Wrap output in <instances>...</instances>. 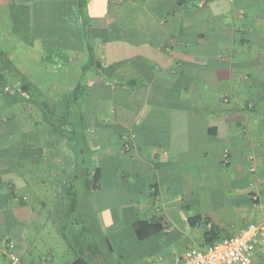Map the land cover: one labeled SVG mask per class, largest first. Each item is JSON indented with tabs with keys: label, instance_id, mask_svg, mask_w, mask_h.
Instances as JSON below:
<instances>
[{
	"label": "crops",
	"instance_id": "obj_1",
	"mask_svg": "<svg viewBox=\"0 0 264 264\" xmlns=\"http://www.w3.org/2000/svg\"><path fill=\"white\" fill-rule=\"evenodd\" d=\"M85 14L100 69L83 78L92 87L66 137L0 83V241L22 264H55L50 225L76 173L97 264H173L211 228L229 236L262 221L264 0H85ZM0 48L51 100L65 99L88 59L78 0H0ZM140 222L162 231L140 240Z\"/></svg>",
	"mask_w": 264,
	"mask_h": 264
},
{
	"label": "trees",
	"instance_id": "obj_2",
	"mask_svg": "<svg viewBox=\"0 0 264 264\" xmlns=\"http://www.w3.org/2000/svg\"><path fill=\"white\" fill-rule=\"evenodd\" d=\"M179 2L180 4H183L185 3V0H179ZM78 4L80 15L83 19L84 38L86 41L88 59L82 71V81H80L76 87L69 92V95L65 99L59 101L51 100L48 95H46L42 90L38 89L27 76L18 70L16 64L11 60L8 54L0 48V83L5 87H10L15 92L19 100L29 103L35 108L39 109L43 113L46 123L53 128V131L58 130V135L60 137H64L66 135V125L69 124L72 115H74L75 112H77V110L84 104L85 98L88 96L90 88L92 87V84H89V82L83 84V78L85 79L91 70L95 69L97 71L100 69L98 62L96 61L94 39L86 19L85 0H78ZM15 13L19 18H27L28 8L18 6L16 7ZM16 23L17 25L21 23V26H24L25 28L28 25V22L25 19H23L21 22L16 20ZM14 82H17L18 87L14 84ZM81 120L82 118L80 121ZM80 124H84L83 120L80 122ZM77 127L78 125L76 122L74 125V131H72L71 134L74 138L72 141L76 140V142H78V144L80 143L79 145H81V141L83 140L78 139L80 133L77 132ZM82 143L86 144V142ZM73 151L76 154V157H79L84 153V151L82 149L79 150L77 146ZM77 167L78 165H76V168ZM89 174L91 173L89 172ZM100 174L101 172L97 170L94 175L91 174V179L85 181L88 191L94 192L98 190ZM77 181L78 175L76 173L70 181L61 184L62 194L58 203L56 204L59 209V220L67 223V228L71 227L70 229L79 231L77 234H75V244L74 242L67 240L68 248L77 257V259L71 264H97L95 263L94 257L98 258L101 256L102 251L100 250V246L94 242L92 237L90 239H88V237H83L85 235L82 234V231L89 230L84 229L83 227L84 214L80 211L81 194L78 192L76 187ZM70 221L72 223H69ZM195 221V219H192L190 221L191 225H195ZM208 223H210L209 220L205 219V224ZM136 231L140 240H146L152 235L160 233L162 231V226L140 222L136 224ZM224 237L226 236H220V234H218L216 228H211L206 232L205 241L201 247H206L210 244H213ZM107 247V255H111L113 253V249L111 248L110 244H108Z\"/></svg>",
	"mask_w": 264,
	"mask_h": 264
},
{
	"label": "built area",
	"instance_id": "obj_3",
	"mask_svg": "<svg viewBox=\"0 0 264 264\" xmlns=\"http://www.w3.org/2000/svg\"><path fill=\"white\" fill-rule=\"evenodd\" d=\"M126 151L131 142L126 139ZM225 163L229 153L225 152ZM264 249V219L251 223L244 229L224 237L206 247H192L177 256L173 264H258V256ZM14 244L9 240L0 241V254L8 255L11 264H22L21 258L13 252Z\"/></svg>",
	"mask_w": 264,
	"mask_h": 264
},
{
	"label": "rangeland",
	"instance_id": "obj_4",
	"mask_svg": "<svg viewBox=\"0 0 264 264\" xmlns=\"http://www.w3.org/2000/svg\"><path fill=\"white\" fill-rule=\"evenodd\" d=\"M214 198H212V201L216 204H220L223 202V200L225 201L224 198H221V197H216V196H213ZM82 198V196H81ZM83 199H85V197H83L81 199V203H83ZM80 203V205H81ZM60 216H58L59 218ZM69 223H72L71 221ZM67 223H64V221H60V220H56L51 223V229H50V233L52 234V238L49 239V241H51V243L53 245H56L57 248H58V251L59 252H62V256L63 255V252L66 251V250H69L68 248V241L70 240L71 242H74L75 244V240H76V236L75 234H77L79 231L78 230H72L70 229L71 227H68L67 228ZM68 240V241H67ZM195 247H200L199 246H195ZM71 252V251H70ZM60 254V253H59ZM71 256H73L74 254L70 253ZM261 254H259L260 256ZM62 256L60 255H57L56 256V260L54 261L55 264H65V262L68 260V259H64L62 258Z\"/></svg>",
	"mask_w": 264,
	"mask_h": 264
}]
</instances>
